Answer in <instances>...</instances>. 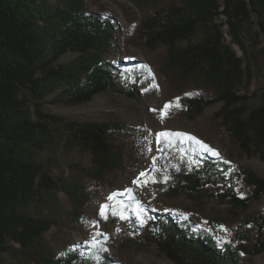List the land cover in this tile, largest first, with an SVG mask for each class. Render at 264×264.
I'll return each mask as SVG.
<instances>
[{
	"label": "trees",
	"instance_id": "obj_1",
	"mask_svg": "<svg viewBox=\"0 0 264 264\" xmlns=\"http://www.w3.org/2000/svg\"><path fill=\"white\" fill-rule=\"evenodd\" d=\"M129 1L141 16L128 42L165 49L160 70L177 91V114L193 120L206 106L222 103L213 118L227 131L228 155L174 135L169 146L162 143L163 161L195 201L202 203L201 191L213 187L224 188L220 196L233 207L258 200L264 177L228 162L243 156L264 161V93L251 108L239 93L252 76L258 46L264 50V0ZM117 28L106 9H94L87 0H0V264H121L98 250L104 243L97 236L91 238L97 248L85 257L73 243L57 251L47 232L84 230L91 198L106 176L125 169L128 149L142 147L147 154V141L140 143L133 129L118 122H81L42 109L51 94L74 105L116 89L122 79L127 85L149 80L145 62L118 58ZM68 51L76 57L58 62ZM78 153L89 155V166ZM234 179L250 187L249 199L236 196ZM117 200L114 211L128 216L121 244L137 236L174 264H238L231 241L209 233L225 225L223 219L201 216L193 222L188 211L163 213L139 207L132 198ZM199 220L207 227L200 228ZM246 251H264V242Z\"/></svg>",
	"mask_w": 264,
	"mask_h": 264
},
{
	"label": "rangeland",
	"instance_id": "obj_2",
	"mask_svg": "<svg viewBox=\"0 0 264 264\" xmlns=\"http://www.w3.org/2000/svg\"><path fill=\"white\" fill-rule=\"evenodd\" d=\"M51 1L56 2V0ZM87 1L94 9H106L117 22L116 44L121 52L118 58L123 60V56H127L134 62H145L150 78L147 82L136 81L133 85H127L128 80L122 79L117 82L116 89L97 93L81 104H65L58 101L57 93L51 94L42 102V109L81 122L109 124L118 122L124 128L133 129L132 137L134 136L140 143L146 140L149 152L144 154L142 147L139 151L128 149L125 169L108 174L107 181L102 184L98 194L91 198L89 216L83 221L84 230L60 231L51 228L47 232V237L54 248L60 251L64 244L73 243L81 247L86 257L89 253L93 254L94 248H97L91 240L97 236L104 243L98 244L100 245L98 250L121 264H174L154 245H143L137 236H127L129 237L127 242L121 244V238L125 236L123 232L127 226L128 216L121 212L126 218L120 219L119 215H113L112 212L120 207L117 199L120 201L128 197L136 200L139 207L146 206L157 212L165 213L169 210L191 212L193 222L201 216L219 217L226 222L223 226L227 231L221 230L220 227L217 231H209V233L216 238L219 235L231 241L237 253L238 264H264V251L255 254L246 251L255 244L264 242V193L258 200H250L246 206L233 207L220 196L224 194L225 189L213 187L201 191L199 199L202 203H200L186 194L179 174L172 172L168 162L163 161L161 157L162 143L165 142L169 146L176 133L195 137L196 141L207 145L219 155H228L231 147L227 131L219 119L213 118V114L221 108L222 103L216 101L206 106L193 120L177 114V91L169 87L160 70L165 49L135 46L128 42L130 28L138 23L141 11L129 0ZM225 31L226 27L223 26L224 41L227 43L229 36ZM246 45L251 50L249 41H246ZM232 46L237 54L242 56L241 49L237 45ZM257 50L260 51L255 53V56L258 55L254 59L252 76L249 81L244 82L239 91L240 94L245 95V104L249 108L257 106L264 93V50L261 44ZM75 57V53L68 51L58 58V62L66 63ZM187 92L191 93L192 90ZM170 102L172 107L162 115L164 105ZM163 132L173 135L158 137L157 134ZM78 158L86 166L91 163L86 153H78ZM228 163L232 169L250 168L264 177V161L257 156L236 157L233 162ZM141 173L145 175L141 176ZM137 178L140 182L134 183ZM169 178H173L176 194L168 185ZM234 182L236 196L249 199L250 187L241 179H234ZM113 193H116L114 200H108L109 195ZM61 198L65 200L62 193ZM101 205H108L106 219L100 215ZM236 217L238 219L233 221ZM135 218H139L138 214H135ZM199 224L200 228L207 227L205 220H199Z\"/></svg>",
	"mask_w": 264,
	"mask_h": 264
},
{
	"label": "snow or ice",
	"instance_id": "obj_3",
	"mask_svg": "<svg viewBox=\"0 0 264 264\" xmlns=\"http://www.w3.org/2000/svg\"><path fill=\"white\" fill-rule=\"evenodd\" d=\"M186 95H191V94H190V93H186ZM178 100H179V98H176V101H177L176 106H179V105H178ZM170 107H172V103H171V102H170V103H166V104L164 105V111L162 112V115L166 114V113H167V110H168ZM157 135H158V137H170V136L173 135V134H172V133H168V132H163V133H159V134H157ZM175 135H176V136H187V134H184V133H176ZM187 138L190 139V140H195V137L187 136ZM196 142L199 143V144H201V146H202L205 150H207V151H212L214 155L217 154V153H215L214 150L209 149L208 146H207V145H204L202 142H200V141H196ZM140 175L143 176V175H145V174H144V173H141ZM165 179H167V177H165ZM133 182H134V183H139V182H140V181H139V178H137V180H135V181H133ZM126 191H130V190H127V189H126ZM115 196H116V193H113V194L109 195L108 200H110V201H111V200H114ZM107 209H108V205H101V208H100V215L102 216V218H105V219L107 218V215H106ZM112 214H113V215H119V218H120V219H125V218H126V217L123 215V213H117V212L113 211ZM220 227H221V230H223V231H227V229H225L223 225H221Z\"/></svg>",
	"mask_w": 264,
	"mask_h": 264
}]
</instances>
